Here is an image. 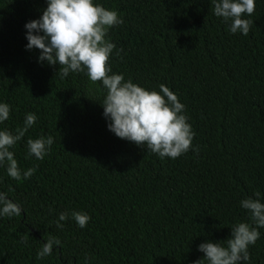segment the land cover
<instances>
[{"label":"trees","instance_id":"obj_1","mask_svg":"<svg viewBox=\"0 0 264 264\" xmlns=\"http://www.w3.org/2000/svg\"><path fill=\"white\" fill-rule=\"evenodd\" d=\"M94 3L124 21L106 36L116 46L112 73L173 91L195 133L192 147L160 158L117 137L103 115L102 82L86 70L61 79L59 65L26 50L25 24L42 16L47 0H0V103L11 109L0 130L14 133L27 113L38 117L10 149L22 174L35 173L15 180L0 165V191L22 208L0 217V264H194L204 256L201 243L252 224L241 200L259 192L264 203V0L243 17L253 22L247 36L230 32L212 0ZM41 135L54 138L43 160L28 156L26 143ZM72 211L91 217L86 227ZM61 212L69 213L63 228ZM258 230L243 264H264ZM50 236L61 244L37 259Z\"/></svg>","mask_w":264,"mask_h":264},{"label":"clouds","instance_id":"obj_2","mask_svg":"<svg viewBox=\"0 0 264 264\" xmlns=\"http://www.w3.org/2000/svg\"><path fill=\"white\" fill-rule=\"evenodd\" d=\"M214 15L230 21L229 30L247 36L252 21L243 18L251 16L256 8L255 0H212ZM117 11L109 10L94 0H47V7L39 19L25 24L26 50H40L39 62L51 66L59 65L56 74L61 79L70 72H85L91 82H102L106 95L101 106L103 115L109 121L108 129L117 137L146 146L148 151L160 158L180 157L192 147L195 136L185 115V105L167 86L161 84L160 91L146 90L131 79L125 81L123 74L112 73L109 58L115 44L106 39L110 28L123 24ZM123 49H119V56ZM111 73V74H110ZM10 105L0 103V123L9 119ZM38 119L35 113H27L23 127L15 132L0 130V165H7L9 177L15 180L30 178L36 168H29L23 174L10 151L25 136ZM28 156L43 160L51 150L54 138L41 135L27 140ZM198 151L197 149H193ZM9 191H12L9 188ZM261 194L240 201V206L250 214L252 224L238 222L231 228L230 237L223 241H208L198 246L204 253L194 264H243L250 259L248 248L260 238L259 228H264V203ZM22 208L0 191V217L20 216ZM71 217L80 228L86 227L91 219L86 213L72 211ZM69 218L68 212H61L57 227L63 228L60 221ZM27 243L26 240L22 241ZM61 241L50 236L37 259L52 254L53 246Z\"/></svg>","mask_w":264,"mask_h":264}]
</instances>
